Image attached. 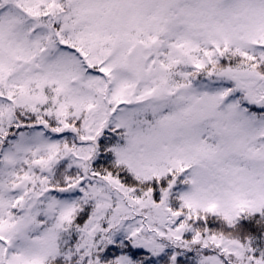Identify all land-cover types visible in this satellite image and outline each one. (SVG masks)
<instances>
[{
    "label": "snow or ice",
    "instance_id": "6c2138e0",
    "mask_svg": "<svg viewBox=\"0 0 264 264\" xmlns=\"http://www.w3.org/2000/svg\"><path fill=\"white\" fill-rule=\"evenodd\" d=\"M0 264H264V0H0Z\"/></svg>",
    "mask_w": 264,
    "mask_h": 264
}]
</instances>
